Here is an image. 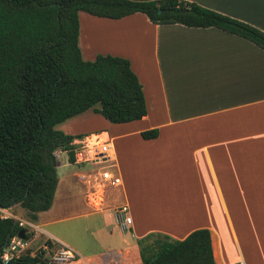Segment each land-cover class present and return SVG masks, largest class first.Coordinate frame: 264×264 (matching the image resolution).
<instances>
[{
	"label": "crops",
	"instance_id": "obj_1",
	"mask_svg": "<svg viewBox=\"0 0 264 264\" xmlns=\"http://www.w3.org/2000/svg\"><path fill=\"white\" fill-rule=\"evenodd\" d=\"M184 1L264 31V0ZM78 45L84 60L98 54L129 59L143 86L147 114L111 123L90 108L56 125L67 134H85L73 141L83 152H96L89 138L98 145L108 135L112 146L108 161L83 157L70 163L66 151L55 152L57 175L62 168L76 169L72 175L90 208L85 215L126 207L121 215H110L101 252L81 254L70 247L87 264H135L137 239L148 233L183 239L207 228L215 264H264V49L218 27L157 24L141 12L114 19L80 11ZM88 118L102 125L82 129ZM153 128L156 138H142V131ZM106 170L120 183L103 179ZM65 185L68 192L70 184ZM101 185L107 188L100 192ZM9 208H0V215L14 216L6 213ZM47 211L31 220L19 207L18 220L11 217L26 229L30 249L46 239L64 243L45 228L58 219ZM124 216L129 223L123 224ZM92 231L99 243L101 229Z\"/></svg>",
	"mask_w": 264,
	"mask_h": 264
},
{
	"label": "trees",
	"instance_id": "obj_2",
	"mask_svg": "<svg viewBox=\"0 0 264 264\" xmlns=\"http://www.w3.org/2000/svg\"><path fill=\"white\" fill-rule=\"evenodd\" d=\"M122 18L144 13L157 24L218 27L264 49V31L184 0H0V208L19 205L29 219L52 206L60 149L76 162L74 139L56 125L90 108L111 123L147 114L143 86L130 60L98 54L84 60L78 45L79 12ZM144 139L158 129L141 132ZM0 215V264H48L25 251L7 262L9 241L23 229ZM135 264H215L210 230L183 239L151 232L137 239Z\"/></svg>",
	"mask_w": 264,
	"mask_h": 264
},
{
	"label": "rangeland",
	"instance_id": "obj_3",
	"mask_svg": "<svg viewBox=\"0 0 264 264\" xmlns=\"http://www.w3.org/2000/svg\"><path fill=\"white\" fill-rule=\"evenodd\" d=\"M85 15V14H84ZM85 18V16H83ZM84 21V20H83ZM102 119V116H100ZM89 119V118H88ZM87 122L81 127L82 129H93L95 127L101 126V120H86ZM104 137V136H103ZM101 137L99 140H103L104 138ZM96 139V138H95ZM95 139L89 138V142H92L95 146ZM89 149H90V145ZM86 145V147L88 148ZM83 147H77L76 149V160H82L83 157L91 159V153L83 152ZM62 155L59 154V160L61 159ZM100 165H96L99 167ZM76 170L74 168L67 169L62 168L60 169V187L58 188V194L56 198H54L52 202V206L46 212L47 216L58 218L55 219L56 221H51L52 219L48 220L51 221L49 224L45 226L46 229H49L54 234H56L59 238H61L64 243L68 246H73L74 248L78 249L81 254H85L83 252H101L107 239L109 238L110 226H107V223L112 222V216L115 212L117 216L121 215L119 209L116 211H108V209L104 210L101 214L94 215V216H87L85 215L86 212L90 210L86 204V200L84 195L81 194L83 192V187L78 182L77 177L72 175V172ZM63 172L67 174V178L63 175ZM68 182L70 184V188L68 192L66 191L65 183ZM107 187L101 185L99 186V191L101 192L102 189H106ZM102 197L100 193H97V197ZM107 205L105 204V207ZM19 205L15 206L14 208H9L6 213H9L14 216L18 220V211ZM5 213V212H4ZM2 213V214H4ZM41 215V214H40ZM103 215V216H102ZM45 217V216H42ZM114 217V216H113ZM102 219V220H101ZM108 221V222H107ZM21 222V221H20ZM106 222V225H105ZM22 224V223H19ZM26 225V224H25ZM27 226V225H26ZM92 229L99 230L101 229L100 238H98L99 243L96 242V238L94 237V233ZM38 234V231H36ZM40 243V242H39ZM36 243L33 248L29 249L28 251H32L35 249ZM87 258V256L85 257Z\"/></svg>",
	"mask_w": 264,
	"mask_h": 264
},
{
	"label": "built area",
	"instance_id": "obj_4",
	"mask_svg": "<svg viewBox=\"0 0 264 264\" xmlns=\"http://www.w3.org/2000/svg\"><path fill=\"white\" fill-rule=\"evenodd\" d=\"M97 142H99V144L95 146L96 154L91 155V159L95 161H108L109 151L112 148L108 135L105 139L98 140ZM102 178L107 180L111 185L120 183L119 178L108 170L102 172ZM119 211L120 213H124L126 207H121ZM129 222L130 218L124 216L123 224ZM29 226L32 225L30 224ZM30 246L31 242L29 239H22L17 235L14 236L5 248L2 257L3 261L7 262L13 257L20 256L25 251H28ZM38 254H41L47 260L48 264H87L73 248L55 239H46L36 249L30 251L31 256H37ZM232 264H243V262L239 261Z\"/></svg>",
	"mask_w": 264,
	"mask_h": 264
},
{
	"label": "water",
	"instance_id": "obj_5",
	"mask_svg": "<svg viewBox=\"0 0 264 264\" xmlns=\"http://www.w3.org/2000/svg\"><path fill=\"white\" fill-rule=\"evenodd\" d=\"M17 236L21 237L22 239H28L29 238V235L26 233V229L25 228L21 229L18 232Z\"/></svg>",
	"mask_w": 264,
	"mask_h": 264
},
{
	"label": "bare ground",
	"instance_id": "obj_6",
	"mask_svg": "<svg viewBox=\"0 0 264 264\" xmlns=\"http://www.w3.org/2000/svg\"><path fill=\"white\" fill-rule=\"evenodd\" d=\"M111 150H112V149H111ZM90 153H91V155H93L95 152L92 150ZM95 154H96V153H95ZM95 154H94V155H95Z\"/></svg>",
	"mask_w": 264,
	"mask_h": 264
}]
</instances>
